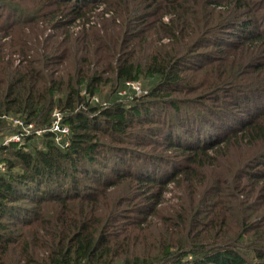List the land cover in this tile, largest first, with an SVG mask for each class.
<instances>
[{
	"label": "trees",
	"instance_id": "trees-1",
	"mask_svg": "<svg viewBox=\"0 0 264 264\" xmlns=\"http://www.w3.org/2000/svg\"><path fill=\"white\" fill-rule=\"evenodd\" d=\"M28 2L0 14V264H264V0H129L100 28L84 19L97 0ZM105 86L116 97L94 102ZM53 110L68 146L3 144L2 116L44 127ZM147 124H170L171 155H128ZM175 182L183 209L160 208Z\"/></svg>",
	"mask_w": 264,
	"mask_h": 264
},
{
	"label": "rangeland",
	"instance_id": "rangeland-1",
	"mask_svg": "<svg viewBox=\"0 0 264 264\" xmlns=\"http://www.w3.org/2000/svg\"><path fill=\"white\" fill-rule=\"evenodd\" d=\"M2 1L4 2V5H2V9L0 10V14H3L4 16L7 14V12H9L11 10V8L4 10V8L8 4H11L12 8H20L22 12L26 10L27 12L24 15H28V13L30 12V10L32 8V7H30L28 0H2ZM97 1H98V3L94 4L92 6L93 9L89 14H88V11L85 12L86 16L84 19L89 20V23L86 24V27L97 26V28H100L102 26L103 22L105 23L106 21H108L112 17V12H106L107 9L112 10L114 12H118V10H119L118 5L122 4L124 1H129V0H97ZM253 1L256 2V0H253ZM107 3H109L110 5L107 6ZM60 8L63 9V7H59L58 10H61ZM256 12H257L256 10L253 11V14ZM63 13H66V11L63 10ZM140 13H144V11H136L135 13L131 14V17L127 23L129 28L133 27V24L136 21V16ZM48 15L49 14L47 12L44 13L43 18L49 20L50 16H48ZM15 16L18 18L20 16V13H17ZM168 19H169V17H165V18H163V21L167 22ZM79 24L80 23L78 21H76L75 24L73 25V27L71 28V31L77 32L78 29H80ZM117 24H122V21L120 19L117 20ZM260 25L262 27V24H260ZM40 26H41V23H40ZM47 28L44 31L45 34H47L49 32V30ZM0 29L2 30V26H0ZM231 31H228L226 34L231 33ZM156 35L157 34H155V36ZM222 36L224 38H232V37L225 35V33ZM230 57H232V56H230ZM260 60L262 62H264V52H262V56H261ZM246 61H248V57H246L242 60V64L245 63ZM262 62H260V63H262ZM260 74H261V79H259L258 81H255V80L253 81L251 78L252 81L250 84H252V83H255V84L258 83L259 84V85L257 84L258 86L256 88H257V91L259 88V91L261 92V93H259V95L261 96V95H264V73L262 72ZM260 74H259V77H260ZM138 82L140 83L142 90L147 91V89L150 85V82H148L147 79L146 80L141 79ZM135 96H138V95H135ZM109 97H116V95L111 93L110 86H105L102 88L101 95L97 96V99L101 100L100 102L104 103L106 101L105 98H109ZM132 97H133L132 93L128 92L125 96L118 97V98L121 99L125 103V102L130 101V99ZM252 98H253V96H252ZM255 99L257 100V98H255ZM263 100H264V98H263ZM249 106H250V104H249ZM199 108H201V106H198V109ZM246 115H247V113H245V116ZM144 128L146 130L144 129L143 131L142 130L136 131L137 132L136 134H142V136H144L145 139L140 140V139H137L134 137H131L128 139V144H126L124 146L128 150V155L132 156V154H137L136 160H139V158L145 159V157L149 156V155H152V156L153 155L154 156L155 155H169L170 151L161 150L158 147V143L166 141V137L164 134L172 133L170 124H167V125L147 124V125H145ZM177 128L179 129L181 127L179 125H177ZM181 130H183L182 128L180 129V132H183ZM149 132L154 134V135H149ZM162 132H164V133H162ZM148 137H150L152 139H149ZM1 138H5V136L3 135V136H1ZM109 157H110V159L109 160L106 159V160L111 162L112 156L109 155ZM153 159H156V158H153ZM167 160H169L170 163ZM130 161H132V157H129L127 160V162H129V164H130ZM154 163L161 164V165L166 166L170 169L172 167V165L174 164V161L172 159H157L156 161H154ZM99 170H100V167H99ZM104 172H105V170H104ZM196 175L200 177L202 174L197 173ZM199 177L195 178V180H193V181L197 184L201 183L200 185H202V186H208L211 183L212 176L208 172L206 173V175H203L200 178ZM201 179H203L204 181L202 182ZM204 184H206V185H204ZM165 190L166 191H164L163 196H162V202L160 204V208H167L168 207V209H173L175 207L176 211L183 209L185 202H183L182 200H184L185 197L188 200V194H187L188 191L183 192L179 188V184L177 182L168 185ZM127 212L130 215H135V213H133L134 212L133 209H131V208L127 209ZM149 220H152L153 222L155 221V219H153L151 217H149Z\"/></svg>",
	"mask_w": 264,
	"mask_h": 264
},
{
	"label": "built area",
	"instance_id": "built-area-1",
	"mask_svg": "<svg viewBox=\"0 0 264 264\" xmlns=\"http://www.w3.org/2000/svg\"><path fill=\"white\" fill-rule=\"evenodd\" d=\"M128 92L135 95L146 93L145 90H142L139 82L131 81L124 84V88L118 91V95L125 96ZM93 101L98 102L97 98H93ZM2 118L8 120L15 128L14 132H11V134L3 138L4 145H8L11 142H20L22 138L29 135L41 137L47 132L53 134L54 143L60 148H64L69 144L70 130L68 126L63 123V115L59 110H53L50 124L44 127H37L33 122H27L23 118L12 116H2ZM4 169V164L0 163V172H3Z\"/></svg>",
	"mask_w": 264,
	"mask_h": 264
}]
</instances>
